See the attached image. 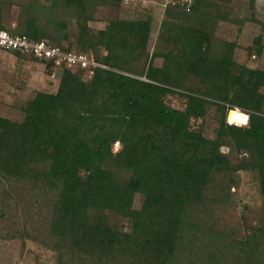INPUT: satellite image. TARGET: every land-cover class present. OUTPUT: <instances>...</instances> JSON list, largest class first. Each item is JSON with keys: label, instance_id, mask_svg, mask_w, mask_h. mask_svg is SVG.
<instances>
[{"label": "trees", "instance_id": "obj_1", "mask_svg": "<svg viewBox=\"0 0 264 264\" xmlns=\"http://www.w3.org/2000/svg\"><path fill=\"white\" fill-rule=\"evenodd\" d=\"M122 1L23 7L11 33L93 50L105 68H94L89 82L84 70L63 68L57 93H37L23 121L0 116V181L50 195L47 237L38 239L57 252V264H264V226L237 240L210 220L215 204L232 200L234 173L255 174L264 196V71L238 64L233 43L213 46L216 22L229 16L209 0L165 7L166 50L150 59V21L113 18L104 30L89 28L99 6L118 10ZM67 17L76 19L73 40ZM169 94L185 97V110L170 107ZM212 107L220 114L215 139L192 127Z\"/></svg>", "mask_w": 264, "mask_h": 264}, {"label": "rangeland", "instance_id": "obj_2", "mask_svg": "<svg viewBox=\"0 0 264 264\" xmlns=\"http://www.w3.org/2000/svg\"><path fill=\"white\" fill-rule=\"evenodd\" d=\"M209 1L213 4L212 8L223 13L228 12L229 16L228 20L221 19L216 22L212 35L213 43L215 42L213 46L224 41L233 43L235 45L233 58L238 64L264 71V0ZM30 3L41 6L48 4L49 0H0L2 25L8 29H16L24 12L23 7ZM163 4V0H128L127 4L123 0L118 10L99 6L88 26L94 32H99L104 30L108 20L113 18L150 21L152 25L148 46L150 59L154 50H166L162 48L164 33L162 21L165 17ZM66 21L73 40V33L77 32L76 19L69 17ZM258 38L262 48L259 55L255 51ZM62 44L66 49L69 41ZM72 51L96 58L93 50ZM98 53L104 56L107 52L100 46ZM152 58L153 65L163 64V57ZM143 64L142 61L134 66L141 69ZM62 72L61 69L53 74L52 66L48 67L41 60L19 57L0 49V116L17 122L23 121L24 108L37 93H57ZM128 75L133 76L129 73ZM135 77L147 81L145 77ZM85 79L88 82L90 80L89 77ZM194 83L190 81L189 84L194 86ZM166 103L177 110H185L187 106L186 98L175 94L167 95ZM219 119L220 114L212 107L204 119L193 120L192 127L197 130L203 126L204 134L210 139H215ZM120 148L121 144L116 142L112 147V155ZM221 152L228 154L234 164L236 163L237 158L228 147H222ZM233 176L237 184L231 188L232 200L215 204L213 206L215 214L213 220L212 218L210 220L216 231L229 230L231 237L242 240L249 230L252 233L253 229L264 226V196L260 192L259 180L255 174L240 171ZM217 191L219 192L217 196H222L223 190ZM50 198V195L42 191L39 193L29 185L0 181V264H57V252L44 246L38 239L47 237ZM141 204L142 198L137 195L136 208ZM247 229L249 230L246 231Z\"/></svg>", "mask_w": 264, "mask_h": 264}, {"label": "built area", "instance_id": "obj_3", "mask_svg": "<svg viewBox=\"0 0 264 264\" xmlns=\"http://www.w3.org/2000/svg\"><path fill=\"white\" fill-rule=\"evenodd\" d=\"M163 2L164 7H167L168 5L180 6L185 7L188 10L193 0H163ZM125 3L127 4L128 0H125ZM0 49L11 53L19 52L21 54L34 56L46 62H52L53 74H55V71L57 72L63 68L72 71L84 70L86 76L91 79L94 74V68H105V66L97 63L95 58L91 55L67 51L60 47H54L46 40L35 41L26 35H16L11 33L8 28H0ZM235 110L240 109L235 108ZM241 112L249 116L248 113L244 111ZM228 122L230 124L242 126L248 124Z\"/></svg>", "mask_w": 264, "mask_h": 264}, {"label": "crops", "instance_id": "obj_4", "mask_svg": "<svg viewBox=\"0 0 264 264\" xmlns=\"http://www.w3.org/2000/svg\"><path fill=\"white\" fill-rule=\"evenodd\" d=\"M135 1V0H134Z\"/></svg>", "mask_w": 264, "mask_h": 264}]
</instances>
